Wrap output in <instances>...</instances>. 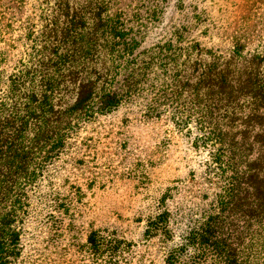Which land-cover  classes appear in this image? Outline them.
Here are the masks:
<instances>
[{
	"label": "rangeland",
	"instance_id": "obj_1",
	"mask_svg": "<svg viewBox=\"0 0 264 264\" xmlns=\"http://www.w3.org/2000/svg\"><path fill=\"white\" fill-rule=\"evenodd\" d=\"M92 18L111 36L101 38ZM87 20L85 33L98 34L95 58L114 70L91 104L68 111L59 136L36 154L30 179L14 175L0 216L12 212L19 243L4 260L224 264L236 248L238 264L239 249L243 264H264V237L251 235L239 247V214L221 211L222 183L208 172V150L194 144L195 120L182 127L175 118L197 103L195 92L221 89L201 85L203 78L238 75L237 63L264 54V0H0V121L29 103L45 45L65 40L84 59L70 50L86 40ZM114 38L133 53L109 47ZM136 56L143 68L127 71ZM111 91L123 101L103 111L100 95ZM61 94L63 108L75 103L68 77ZM217 214V248L182 249Z\"/></svg>",
	"mask_w": 264,
	"mask_h": 264
},
{
	"label": "trees",
	"instance_id": "obj_2",
	"mask_svg": "<svg viewBox=\"0 0 264 264\" xmlns=\"http://www.w3.org/2000/svg\"><path fill=\"white\" fill-rule=\"evenodd\" d=\"M96 19L92 18L95 26L102 27L100 37L106 39L108 35L111 36L105 33L106 24ZM88 20L85 31L81 32L86 40L77 45L75 50H70L77 51L84 59L74 57L67 50L69 46L65 40L55 42L48 48L45 45V50L37 60L39 74L34 76L37 82L33 85L29 103L26 102L24 109L18 108L12 112L4 122L0 121V202L3 197L9 196L17 174L30 179V176L25 175L34 173L30 168L36 154L42 152L49 138L54 139L60 132L68 111L72 108L84 109L93 102L97 89L108 86L109 75L114 69H111L109 60L98 61L95 58L98 34L85 33ZM123 38H114V44L107 41V45L109 43L111 48L122 45L123 49L120 50L124 55L126 50L133 53L131 47L126 48L125 42L120 41ZM100 49L106 52L105 47ZM141 61L139 56L128 58L125 62L127 71L134 73L143 68ZM237 64L240 66L238 75H233L229 70L224 75L218 72L220 77L203 78L201 85H219L221 89L213 88L206 91L204 96L195 92L197 103L185 110L184 119L175 118L182 127L189 120H195L197 136L194 144L208 150L205 163L208 172L218 176L222 183L219 194L221 211L239 214L240 247L247 239L250 243L253 241L251 235L264 237V54L252 59L244 58ZM101 70L104 73L96 75ZM67 77L77 88V98L72 106L63 108L67 102L61 92ZM100 98V108L107 112L117 108L123 101V97L115 91L102 92ZM237 121L239 131H233ZM2 182L7 184L4 190ZM219 215L209 217L203 230L192 231L187 235L182 249L198 245L204 252L211 242L215 245L218 241L211 232L220 221ZM14 219L12 212L0 216V264H5L4 258L19 243V234L11 227ZM235 250H230L222 257L224 264H238ZM240 251L239 264H243L245 258L240 255ZM174 255L172 253L171 257Z\"/></svg>",
	"mask_w": 264,
	"mask_h": 264
}]
</instances>
